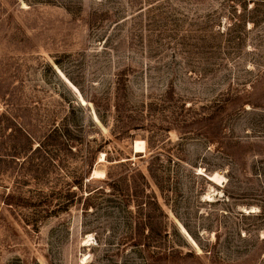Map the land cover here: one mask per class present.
Wrapping results in <instances>:
<instances>
[{
  "label": "rangeland",
  "instance_id": "1",
  "mask_svg": "<svg viewBox=\"0 0 264 264\" xmlns=\"http://www.w3.org/2000/svg\"><path fill=\"white\" fill-rule=\"evenodd\" d=\"M0 264H264V0H0Z\"/></svg>",
  "mask_w": 264,
  "mask_h": 264
},
{
  "label": "trees",
  "instance_id": "2",
  "mask_svg": "<svg viewBox=\"0 0 264 264\" xmlns=\"http://www.w3.org/2000/svg\"><path fill=\"white\" fill-rule=\"evenodd\" d=\"M141 178L143 179V182H145V184H144L145 187L144 188L145 189L149 188V183H148L147 179L144 176H142V175H141ZM101 190H103V188L102 189H98L95 193H99ZM144 197L147 198V199H149V200L146 203H140V206L143 207V205H144V207L149 206V207H153V209L154 208H157V210H159L160 213L163 214V216H165L164 213H163V211H162V208L158 204L155 196L145 195ZM155 255H156L155 252H151V258L154 257ZM192 255H193V258H195L197 260H200L201 259L198 255H195V254H192ZM158 256L159 257H162V258L165 257V259H167L170 256V253L165 252V254H161V255H158Z\"/></svg>",
  "mask_w": 264,
  "mask_h": 264
},
{
  "label": "bare ground",
  "instance_id": "3",
  "mask_svg": "<svg viewBox=\"0 0 264 264\" xmlns=\"http://www.w3.org/2000/svg\"><path fill=\"white\" fill-rule=\"evenodd\" d=\"M144 151H145V143L143 141H137L134 146V152L143 153ZM105 156L106 155L102 153L100 162H105ZM91 177L92 179L104 177V174L102 172L95 171Z\"/></svg>",
  "mask_w": 264,
  "mask_h": 264
}]
</instances>
